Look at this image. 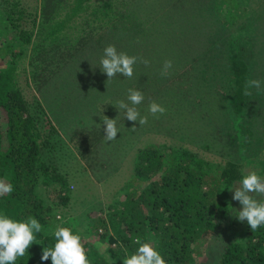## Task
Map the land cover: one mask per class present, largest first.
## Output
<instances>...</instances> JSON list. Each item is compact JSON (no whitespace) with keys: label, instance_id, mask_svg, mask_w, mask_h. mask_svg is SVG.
<instances>
[{"label":"trees","instance_id":"16d2710c","mask_svg":"<svg viewBox=\"0 0 264 264\" xmlns=\"http://www.w3.org/2000/svg\"><path fill=\"white\" fill-rule=\"evenodd\" d=\"M132 1L135 0H40L26 6L23 0H0V34L7 29L15 36L16 44H7V49L22 45L20 48L30 50V80L41 92L42 86L81 51L80 45L85 40L94 41L90 48L94 50L95 61L99 49H104L102 45L106 47L118 41L117 51L125 50L120 42L127 25L121 18ZM82 13L102 29L96 33L99 34L97 40L92 37V30L79 32L73 42L65 33ZM201 14L202 10L200 17ZM3 51L0 58V179L11 183L14 190L0 196V213L16 220L31 216L42 225V232L36 233V243L15 264H52L51 258L41 260L42 250L54 246V231L57 226H64L55 218V208L64 206L72 196L68 173L57 165L56 150L61 149L63 135H68L70 145L86 162L84 167L103 166L98 145L105 141L106 125L100 129L89 124L80 128L82 120L77 119L69 120L65 128L63 123L60 126L41 104L33 106L29 102L15 76V61L4 56ZM15 53H21V49ZM227 58L231 82L228 95L236 99L233 104L229 100L231 115L249 121L244 93L254 68L247 60V53L240 55L231 50ZM85 77L87 80L89 75L86 73ZM223 89L219 90L224 94ZM172 97L169 94L168 99L173 101ZM116 126L120 128L117 123ZM218 130L222 133L221 128ZM121 133L122 130L112 140L114 149L122 147ZM256 140L258 145L254 144ZM226 142L231 151L217 156L219 159L211 150L210 155H204L185 142L152 143L139 138L136 145L130 146L134 154L128 181L114 191L106 206L93 203L98 207L92 206L93 212L86 211L90 222V217H95V234L90 235L91 226L83 230L68 226L82 236L90 264H121L126 254L138 248L134 243L136 238L155 240L154 246L167 264H189L196 252L192 248L194 244L223 235L225 237L220 239L224 244L220 246L217 264H264V225L253 232L246 220L239 221L236 214L242 205L232 198V189L240 186L246 166L254 162L261 164L259 175L264 177V130L259 139L249 125L242 137ZM205 146L208 150L211 148L209 143ZM257 149L259 154L251 155L250 152ZM99 212H106V217L98 215Z\"/></svg>","mask_w":264,"mask_h":264},{"label":"rangeland","instance_id":"374dc122","mask_svg":"<svg viewBox=\"0 0 264 264\" xmlns=\"http://www.w3.org/2000/svg\"><path fill=\"white\" fill-rule=\"evenodd\" d=\"M23 2L26 6H32L40 3V0ZM121 20L127 25L122 31L124 36L120 45L125 49L122 52L138 57L131 78L118 73L108 80L99 66L103 50L99 49L98 59L94 56L99 62L97 65L92 58L94 50L90 47L94 41L91 39L80 45L81 51L76 52L63 69L54 75L51 73L53 76L42 86L41 92L30 80V50L20 48L22 45L7 49V44H16L15 36L7 29L0 34V58L4 50V56L15 61V76L29 102L33 106L41 104V108L52 114L60 126L63 123L65 128L69 120L78 119L82 120L78 125L80 128L89 124L100 129L105 126L101 117L112 118L116 115L119 131H123L119 135L122 147L114 149V141L100 142L98 147L103 166L84 167L86 162L72 148L68 135H63L64 141L59 145L61 149L56 150L57 165L68 173L72 196L67 198L64 206L55 208V218L64 227L76 226L83 230L91 226L90 235L95 234V217H90V222L86 211L98 207L93 203L100 202L101 206H106L112 200L114 191L128 181L130 160L134 154L130 146L136 145L139 138L152 143H162L164 140L173 141L172 144L175 141L185 142L204 155H210L211 150L217 157L231 151L226 140L242 137L249 125L256 138L261 139L264 130V91L249 89L252 94L247 96L246 108L249 109L250 122L231 115L230 110L236 99L228 95L231 82L228 79L227 58L231 50L240 55L247 53V60L254 68L251 79L264 81V0H222L218 3L217 0H135ZM83 30H92L91 35L97 40L99 34L96 33L102 29H98L96 22L92 23L91 18L82 13L65 33L73 42L76 37L78 39L79 35L76 34ZM231 31L235 33L231 34ZM93 47L97 49V46ZM102 47L105 48L104 45ZM20 49L21 53H15ZM139 58L149 63L146 65ZM165 60L172 61V68L170 75L161 76ZM86 73L89 75L87 80ZM90 80L93 82L89 83ZM129 88L138 89L144 95L143 102L136 106L141 116H147V123L143 126L138 121H129L124 110L119 111L115 106L120 100L129 103ZM220 88H224V94ZM169 94L173 96V101L168 99ZM151 101L163 105L166 112L152 116L149 113ZM258 142L256 140L254 144L258 145ZM207 143L211 147L209 150L205 146ZM258 149L250 152L251 155L259 154ZM261 166L254 162L244 168L245 174L249 171L259 174ZM47 195L50 197L49 192ZM98 215L106 217L107 214L99 212ZM220 238L194 244L192 248L196 252L189 264H217L220 246L224 244Z\"/></svg>","mask_w":264,"mask_h":264},{"label":"clouds","instance_id":"9594fccd","mask_svg":"<svg viewBox=\"0 0 264 264\" xmlns=\"http://www.w3.org/2000/svg\"><path fill=\"white\" fill-rule=\"evenodd\" d=\"M142 63L148 64L147 60L139 58ZM138 57L129 56L127 53L117 51L115 45L109 44L103 49V55L100 59L99 66L102 72L106 73L108 80L123 74L125 78L133 76V65L137 62ZM172 68V61L165 60L161 69V76L170 75L169 70ZM107 80V81H108ZM255 88L257 91H264V81L259 79H249L246 81L245 95L250 96L252 93L248 89ZM126 103L124 100L118 101L115 106L124 110L125 117L129 121L139 122L140 126L147 123V116H141L137 105L144 100L142 91L134 88L128 89ZM166 108L151 101L149 104V113L152 116L164 114ZM158 118V117H157ZM105 127V141L116 139L119 129L116 126V117H101ZM100 127L99 124H97ZM135 128V124L133 125ZM13 185L5 179H0V196L11 194ZM234 190L233 199L239 201L242 208L238 210L236 217L239 221H247L250 229L255 232L259 227L264 225V177H261L255 171H249L243 175L240 186ZM42 232V225L34 217H28L25 220H16L10 218L7 214L0 213V264H15L18 258L24 257L29 247L35 242L36 233ZM55 243L53 247H44L42 250L41 260L51 258L52 264H90L87 251L84 247L82 236L77 232L74 233L71 227L57 226L54 231ZM134 243L138 248L131 254H126L123 258V264H167L162 254L154 246L152 239L142 241L136 238Z\"/></svg>","mask_w":264,"mask_h":264}]
</instances>
